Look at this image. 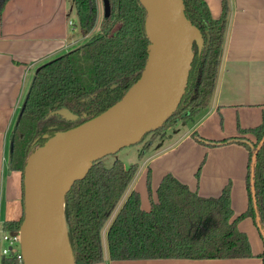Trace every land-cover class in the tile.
<instances>
[{"label":"trees","instance_id":"1","mask_svg":"<svg viewBox=\"0 0 264 264\" xmlns=\"http://www.w3.org/2000/svg\"><path fill=\"white\" fill-rule=\"evenodd\" d=\"M9 1L0 0V18ZM73 1L77 25L84 35L91 33L99 22L97 0ZM184 2L186 15L203 36L205 45L201 50L194 43L188 88L179 108L162 127L149 133L159 132L172 121L176 124L193 119L209 105L216 88L228 25V2L224 0V13L218 19L213 18L205 0ZM110 3L111 15H103L97 34L43 63L35 72L10 137L9 165L22 172L23 185L26 160L38 146L106 111L126 94L145 68L151 44L145 30V6L140 0H110ZM62 109L69 110L73 117L58 113ZM241 132L252 133L255 141L243 136L216 142L198 138L216 145L239 142L250 152L249 208L236 218L230 185L219 197L206 198L168 174L158 187L157 201L152 200L151 209L146 211L141 206L139 191L132 190L124 200L139 162L126 167L116 160L107 167L102 159L95 161L66 196L65 218L75 263L97 264L105 260L102 233L114 215L107 233L112 260L253 257L249 238L238 223L252 217L258 225L252 161L264 140V121ZM148 148L140 153V159ZM254 181L257 211L264 230V143L256 157ZM147 185L151 193L149 174ZM24 217L25 212L19 222L7 223L5 227L19 230ZM1 264L24 263L14 257H3Z\"/></svg>","mask_w":264,"mask_h":264},{"label":"crops","instance_id":"2","mask_svg":"<svg viewBox=\"0 0 264 264\" xmlns=\"http://www.w3.org/2000/svg\"><path fill=\"white\" fill-rule=\"evenodd\" d=\"M205 1L213 18L223 15L224 0ZM226 1L228 25L209 105L193 119L177 122L173 133L138 156L140 167L124 200L137 190L146 211L157 201L158 187L168 174L206 198L219 197L230 185L234 218L249 208L248 148L239 142L216 145L198 139L216 142L243 136L255 141L252 133L241 131L264 121V0ZM77 21L73 0H10L0 18V221L5 225L24 215L23 174L9 165L12 126L37 68L90 38ZM114 218L103 230L105 260L97 264H264V236L252 217L238 227L247 234L253 257L137 260L110 258L107 233Z\"/></svg>","mask_w":264,"mask_h":264},{"label":"water","instance_id":"3","mask_svg":"<svg viewBox=\"0 0 264 264\" xmlns=\"http://www.w3.org/2000/svg\"><path fill=\"white\" fill-rule=\"evenodd\" d=\"M147 11L149 56L140 78L126 94L95 118L49 138L27 158L24 169V212L21 225L24 264H76L65 218L66 196L94 162L139 143L177 111L188 88L193 46L202 50L203 36L188 19L184 0H140ZM110 17V0H102ZM61 113L73 117L69 110ZM252 191L258 226L254 168Z\"/></svg>","mask_w":264,"mask_h":264},{"label":"rangeland","instance_id":"4","mask_svg":"<svg viewBox=\"0 0 264 264\" xmlns=\"http://www.w3.org/2000/svg\"><path fill=\"white\" fill-rule=\"evenodd\" d=\"M97 4H98V8H99V22L97 23V25L93 29V31L91 33H88V35H89L88 38L91 37L94 34H97L101 30V23L103 21V14H104L102 0H97ZM77 34H79L80 37L82 36L81 32H79ZM29 79H28V81H29ZM172 122H169L167 124V126L164 129L160 130L159 132L149 133L144 138L142 143H137V144L126 146V147L120 149L116 153H111V154H108V155L104 156L102 158L103 164L105 166H107V167H111L116 160H121L125 164V166L128 167L132 163L137 162L138 161V156L144 150L145 147H147V146L150 147L151 144H153V143L154 144L156 143L155 146H157V145L160 144V138H162L160 136L162 134H171V133H173V131H174L173 128L177 125V123L173 124ZM179 122H180V124L184 123V121H182V120L178 121V123ZM14 125H15V121H14V124L12 126L11 132H12V130L14 128ZM9 140H10V143H11V138ZM105 247H106V245H105Z\"/></svg>","mask_w":264,"mask_h":264},{"label":"built area","instance_id":"5","mask_svg":"<svg viewBox=\"0 0 264 264\" xmlns=\"http://www.w3.org/2000/svg\"><path fill=\"white\" fill-rule=\"evenodd\" d=\"M3 257H14L24 263L21 228L10 230L5 227V223L0 221V259Z\"/></svg>","mask_w":264,"mask_h":264},{"label":"flooded vegetation","instance_id":"6","mask_svg":"<svg viewBox=\"0 0 264 264\" xmlns=\"http://www.w3.org/2000/svg\"><path fill=\"white\" fill-rule=\"evenodd\" d=\"M104 15V14H103Z\"/></svg>","mask_w":264,"mask_h":264}]
</instances>
